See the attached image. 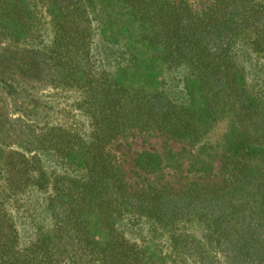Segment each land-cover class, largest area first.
I'll return each mask as SVG.
<instances>
[{
  "label": "trees",
  "instance_id": "trees-1",
  "mask_svg": "<svg viewBox=\"0 0 264 264\" xmlns=\"http://www.w3.org/2000/svg\"><path fill=\"white\" fill-rule=\"evenodd\" d=\"M0 264H264V0H0Z\"/></svg>",
  "mask_w": 264,
  "mask_h": 264
},
{
  "label": "rangeland",
  "instance_id": "rangeland-1",
  "mask_svg": "<svg viewBox=\"0 0 264 264\" xmlns=\"http://www.w3.org/2000/svg\"><path fill=\"white\" fill-rule=\"evenodd\" d=\"M199 2H203V0H199ZM46 101H50V99H45ZM225 124H220L215 132L213 139H217L221 136L224 131ZM182 147L179 143L168 142L166 143L160 137H143V136H133L128 137L126 139H120L115 141L110 149L112 153L117 157L120 161L123 171L126 173L127 177L131 180L136 176L135 174H139V170L136 168L134 164V159L136 155L142 151H152L160 154H164L167 150L172 151L173 153H181ZM187 149V148H185ZM184 155V152L181 153ZM186 158V155H184ZM188 166V161H181L180 164H177L174 167L176 170L171 171V177L169 180L174 183H183L186 180V174L184 170ZM172 167V166H171ZM176 171H182L178 174Z\"/></svg>",
  "mask_w": 264,
  "mask_h": 264
}]
</instances>
